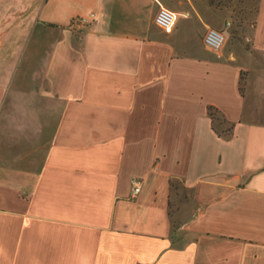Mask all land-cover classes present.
I'll list each match as a JSON object with an SVG mask.
<instances>
[{
	"label": "crops",
	"instance_id": "0c3cea01",
	"mask_svg": "<svg viewBox=\"0 0 264 264\" xmlns=\"http://www.w3.org/2000/svg\"><path fill=\"white\" fill-rule=\"evenodd\" d=\"M0 264H264V0H0Z\"/></svg>",
	"mask_w": 264,
	"mask_h": 264
},
{
	"label": "built area",
	"instance_id": "2783aa9c",
	"mask_svg": "<svg viewBox=\"0 0 264 264\" xmlns=\"http://www.w3.org/2000/svg\"><path fill=\"white\" fill-rule=\"evenodd\" d=\"M85 19H75L74 25H85ZM154 24L162 31L169 32L175 24V15L169 9L160 8L154 17ZM225 42V35L222 31L210 28L203 36V43L212 51L219 52ZM141 188V183L137 180H132V197H135Z\"/></svg>",
	"mask_w": 264,
	"mask_h": 264
},
{
	"label": "trees",
	"instance_id": "16d2710c",
	"mask_svg": "<svg viewBox=\"0 0 264 264\" xmlns=\"http://www.w3.org/2000/svg\"><path fill=\"white\" fill-rule=\"evenodd\" d=\"M231 1L232 0H211V3L215 4V6H224L231 3ZM208 115L212 119L213 128L216 133L221 137L228 138L231 134L232 125L226 124L221 114L214 107H208Z\"/></svg>",
	"mask_w": 264,
	"mask_h": 264
}]
</instances>
